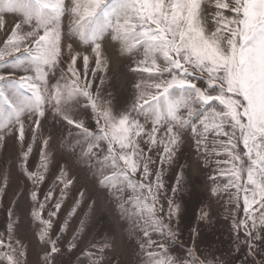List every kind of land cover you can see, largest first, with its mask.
<instances>
[{
    "label": "snow or ice",
    "instance_id": "1",
    "mask_svg": "<svg viewBox=\"0 0 264 264\" xmlns=\"http://www.w3.org/2000/svg\"><path fill=\"white\" fill-rule=\"evenodd\" d=\"M4 15H13L18 22L0 39V143L12 136L23 145L26 120L35 143L49 113L54 125L71 126L69 137L75 130L77 144L86 143L88 153L97 158L98 183L107 189L117 209L124 208V194L130 192L128 200L136 207L141 221L138 227L147 238L139 241L146 264H181L168 252L178 239L170 221L178 216L181 205L170 198L168 222L159 215L165 208L160 203L164 169L153 171L156 160L149 153L155 149L160 163L167 161L171 166L184 138L190 137L204 159L215 158L216 174L224 179L225 190H235L229 191V203L234 202L236 213L231 223L233 251L245 246L251 264H264V0H0V30ZM65 36L91 47L93 77L107 68L101 49L108 37L121 54L134 58L135 67L130 71L139 75L130 109L117 111L110 99L101 97L98 87L94 91L87 78L89 57H83L82 75L71 44L70 62L56 76ZM104 79L101 77L102 83ZM88 109L96 122L95 131L81 119ZM50 139L51 135L44 138L40 149L44 172L48 170ZM31 152L29 144L19 167L34 185L31 201L39 205L31 217L40 224V242L48 246L41 257L43 264H83L85 259L88 264H105L109 246L90 244L75 260L69 255L87 227L92 205L66 251L59 243L68 221L79 214L85 193L79 194L52 237L53 217L60 212L73 182L61 167L44 202L38 201V186L45 176L28 171ZM138 172L139 180H133ZM181 181L178 174L174 196ZM60 185L54 211L44 219L39 213ZM241 207L243 218L239 217ZM8 217L6 231L0 233V264H27L26 248L14 236V206ZM209 222V214L202 212L198 223ZM192 231L195 239L199 229ZM151 233L164 239L155 241ZM187 252L192 257L190 264H227L220 257L201 258L192 249Z\"/></svg>",
    "mask_w": 264,
    "mask_h": 264
},
{
    "label": "rangeland",
    "instance_id": "2",
    "mask_svg": "<svg viewBox=\"0 0 264 264\" xmlns=\"http://www.w3.org/2000/svg\"><path fill=\"white\" fill-rule=\"evenodd\" d=\"M2 19L4 28L0 30V39L6 38V33L10 34L11 29L18 22V18L13 15H4ZM66 24L67 21H65ZM69 44L77 54V68L82 75L84 71L83 57L85 55L89 57L87 78L93 82L94 91L98 87L101 97L110 99L115 110L130 109L135 100V84L138 82L139 75L130 71V68L135 67L134 58L121 54L118 45L108 37L104 40L101 49L107 68L97 71L93 77L91 69L95 67V55L92 53L91 47L82 46L76 41H69L65 36L62 38L61 67L56 69L57 77L60 75L61 69L66 70L67 62H70ZM101 77H105L103 83ZM48 117L43 121V129L35 143L32 142L27 120L25 121L27 138L23 145L12 136L6 137L5 141L0 143V233L6 231L9 220L8 210L14 206L15 240L22 242L25 246L27 264H43L41 257L48 250V246L40 242L38 238L40 224L38 221H33L31 217L32 211L38 210L39 205L33 204L31 201L29 193L34 190V185L19 167V164L22 163V152L26 151L28 145L31 144L32 152L26 167L30 172L40 171L45 176L44 182L38 186V201L44 202L45 194L55 184L61 167L65 170L66 178L73 182L61 205L60 212L56 217H53L54 226L51 233L53 238L56 237L60 226L65 222L79 194L85 193L78 209L79 214L68 221V230L59 242L62 250L66 251L68 241L79 229L80 221L88 211V206L92 205L87 227L77 241V247L69 255L75 260L92 244L100 247L109 246L104 254L105 264L108 262L111 264H146L147 257L141 252L139 241L147 238L143 237L140 227H138L141 221L138 218L137 209L128 200L130 192L124 194L123 199L126 202L124 208L117 209L107 189L102 188L98 183L101 178L100 164L96 157L88 153L87 144H77L75 130L69 137L67 129L71 126L65 123L61 128L59 124L54 125L51 113L48 114ZM138 118L143 122V116ZM81 119H84L90 130H96V122L90 109L81 116ZM49 135H51V139L47 148L48 170L44 172L40 167V149L43 146V139ZM242 148L241 144L240 149ZM93 151L98 150L94 149ZM145 151H147V146H145ZM149 154L156 160V164L152 165L153 171L160 167L164 169L162 180L165 187L161 190L160 203L165 205V208L164 212L159 215L168 222L166 214L170 198L176 199L177 203L181 205L178 216H174L170 221L177 231L178 239L174 245L168 248V252L178 258L181 264H185V262L190 264L191 262L192 257L188 255V249H192L194 255L201 258L209 256L211 259L215 256L222 258L227 264H251L252 257L247 254L245 246H240L238 252L233 251L231 223L232 216L236 213L234 202L229 203V191L234 192L235 190H225L224 179L216 174L215 158L204 159L202 153L195 151L194 141L190 137L184 138V143L171 166L167 161L163 164L160 163L155 149ZM104 170L108 171L107 168ZM178 174L182 176V181L180 190L174 196L172 188L176 186ZM5 177H7L6 188L4 186ZM139 178V172L132 177L137 181ZM61 187L63 185L55 188L52 199L39 213L44 219H48L50 210L54 211L53 205L59 198ZM213 189L216 190L215 193ZM202 212L209 214L210 222L208 224L198 223V217ZM239 217L243 218L242 207ZM193 228L199 229V234L195 239H193ZM151 235L155 241L164 239L157 233H151ZM256 259H260L259 254ZM83 264H88V261L85 259Z\"/></svg>",
    "mask_w": 264,
    "mask_h": 264
}]
</instances>
